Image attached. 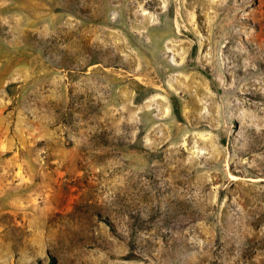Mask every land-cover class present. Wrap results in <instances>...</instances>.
<instances>
[{
  "label": "rangeland",
  "instance_id": "1",
  "mask_svg": "<svg viewBox=\"0 0 264 264\" xmlns=\"http://www.w3.org/2000/svg\"><path fill=\"white\" fill-rule=\"evenodd\" d=\"M0 264H264V0H0Z\"/></svg>",
  "mask_w": 264,
  "mask_h": 264
},
{
  "label": "trees",
  "instance_id": "2",
  "mask_svg": "<svg viewBox=\"0 0 264 264\" xmlns=\"http://www.w3.org/2000/svg\"><path fill=\"white\" fill-rule=\"evenodd\" d=\"M190 65H192L193 67L202 69V66L200 65V63H198V60H197V45H195L193 48L192 55L190 58Z\"/></svg>",
  "mask_w": 264,
  "mask_h": 264
}]
</instances>
